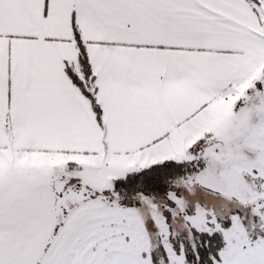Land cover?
Returning <instances> with one entry per match:
<instances>
[{
  "label": "snow or ice",
  "instance_id": "6c2138e0",
  "mask_svg": "<svg viewBox=\"0 0 264 264\" xmlns=\"http://www.w3.org/2000/svg\"><path fill=\"white\" fill-rule=\"evenodd\" d=\"M0 264H264V0H0Z\"/></svg>",
  "mask_w": 264,
  "mask_h": 264
}]
</instances>
